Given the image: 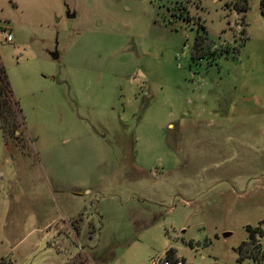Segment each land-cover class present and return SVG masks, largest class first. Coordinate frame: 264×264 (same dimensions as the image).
<instances>
[{"label": "rangeland", "instance_id": "obj_1", "mask_svg": "<svg viewBox=\"0 0 264 264\" xmlns=\"http://www.w3.org/2000/svg\"><path fill=\"white\" fill-rule=\"evenodd\" d=\"M0 59L24 126L0 129V264L47 255L28 230L71 181L68 264H256L236 248L259 225L264 250L258 0H0Z\"/></svg>", "mask_w": 264, "mask_h": 264}, {"label": "crops", "instance_id": "obj_2", "mask_svg": "<svg viewBox=\"0 0 264 264\" xmlns=\"http://www.w3.org/2000/svg\"><path fill=\"white\" fill-rule=\"evenodd\" d=\"M55 191L56 198L54 200L58 205V211L54 215L46 217L41 223L37 222L28 230L29 232L35 231L38 234L36 242L39 245L38 252L42 255L47 253V255L33 262L35 259L33 257H37L38 254L30 258L29 253L26 252L22 255V259L18 264H46L48 260L68 264L69 261H72V257L77 254L79 246L76 244L77 233H74L72 220L82 213L77 205L80 188L76 181H71L67 187ZM13 219L15 217L10 219L8 223ZM13 233V230L10 229L3 237V240L10 244L11 249L17 248L22 240V238L18 239ZM36 243L34 242L32 247ZM54 253H56L55 257L51 256ZM7 264H12V262L9 261Z\"/></svg>", "mask_w": 264, "mask_h": 264}, {"label": "trees", "instance_id": "obj_3", "mask_svg": "<svg viewBox=\"0 0 264 264\" xmlns=\"http://www.w3.org/2000/svg\"><path fill=\"white\" fill-rule=\"evenodd\" d=\"M261 15L264 17V0H258ZM244 8V3L242 7ZM196 46V42L194 47ZM195 51V50H194ZM0 129L2 131V141L8 144V141L21 140L24 133L23 118L17 100L13 97L5 68L0 59ZM18 132V133H17ZM22 142V141H21ZM21 144V143H20ZM22 146V145H19ZM248 233L247 239L242 241L236 251L238 253L237 261L241 262L243 256L241 255L242 246L247 245L245 257H248L256 264H262L264 259V250L261 247V242L255 239V234L258 237L262 236V230L259 225L251 227L245 226ZM221 264V263H213Z\"/></svg>", "mask_w": 264, "mask_h": 264}, {"label": "built area", "instance_id": "obj_4", "mask_svg": "<svg viewBox=\"0 0 264 264\" xmlns=\"http://www.w3.org/2000/svg\"><path fill=\"white\" fill-rule=\"evenodd\" d=\"M4 40L5 41L12 40V36L9 31H4ZM152 264H182V263L179 260H169L167 258H164L163 260L152 262Z\"/></svg>", "mask_w": 264, "mask_h": 264}, {"label": "water", "instance_id": "obj_5", "mask_svg": "<svg viewBox=\"0 0 264 264\" xmlns=\"http://www.w3.org/2000/svg\"><path fill=\"white\" fill-rule=\"evenodd\" d=\"M65 15H66V17L67 18H71V17H73L74 16V13L73 12H70L69 10H68V8L66 7V13H65ZM49 55H50V57L52 58V59H56L58 56H57V52H56V50H54V51H52V52H49ZM227 235H229V233H227V232H225V233H223L222 234V236H227Z\"/></svg>", "mask_w": 264, "mask_h": 264}]
</instances>
